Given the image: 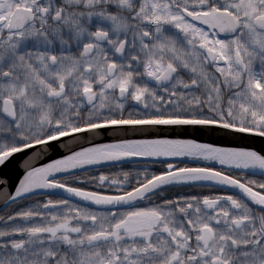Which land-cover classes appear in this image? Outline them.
I'll use <instances>...</instances> for the list:
<instances>
[{"label":"snow or ice","instance_id":"1","mask_svg":"<svg viewBox=\"0 0 264 264\" xmlns=\"http://www.w3.org/2000/svg\"><path fill=\"white\" fill-rule=\"evenodd\" d=\"M186 125L264 138V0H0V165ZM185 156L238 171L161 159ZM257 168V151L193 139L77 144L6 193L30 204L0 214V264H264Z\"/></svg>","mask_w":264,"mask_h":264},{"label":"water","instance_id":"2","mask_svg":"<svg viewBox=\"0 0 264 264\" xmlns=\"http://www.w3.org/2000/svg\"><path fill=\"white\" fill-rule=\"evenodd\" d=\"M79 135V134H75ZM152 137H168V138H185L193 139L200 143H209L218 147L224 148H245L257 151L259 154L264 155V138L254 136L253 134L236 133L232 131H210L203 126H149L143 131H111L105 130L102 134L96 136L86 135L85 141H68L66 138H60L65 141V145L61 146L56 144L52 149L43 150L41 146H33L32 149H25L22 153H15L13 157H10L5 164L0 165V182L7 180V187L0 190V210L4 207V201L6 199V193L10 194L15 190V186L19 183V179L22 177L25 171V166H38L43 163H48L52 159H57L60 156L67 154L69 150H75L77 144L85 142H106L115 138H152ZM53 143V142H49ZM39 152L40 155L35 159H29V155L33 152ZM164 160H170L172 162H198L196 157H175V158H161ZM135 163H143V158H137ZM201 163L213 165L215 162L201 160ZM132 164V163H129ZM217 164V163H215ZM226 167L229 170L238 171L234 167ZM93 170V169H90ZM247 174L260 175V170L245 169ZM261 176V175H260ZM2 186V185H0ZM235 195H242L238 189L226 188ZM43 190H38L41 192ZM46 193L54 194L57 196H65L66 194L60 189L44 190ZM27 197V196H25ZM76 199V198H73Z\"/></svg>","mask_w":264,"mask_h":264},{"label":"flooded vegetation","instance_id":"3","mask_svg":"<svg viewBox=\"0 0 264 264\" xmlns=\"http://www.w3.org/2000/svg\"><path fill=\"white\" fill-rule=\"evenodd\" d=\"M196 160H197L198 162L190 161V162H173V163H174V164L181 165V166H183V165L196 166L197 164H199V165H201V166L205 165V163H201V159H196ZM208 165H211V164H208ZM142 166H144L143 163H132V164H129V165H128V167L133 168V169H135V168H137V167H142ZM211 166H213L214 168H217V169H219V168L222 167L221 165H219V164H215V163H214L213 165H211ZM149 167H150V168H160L161 165H159V164H156V165H149ZM223 168H224V170H225L226 173H228V172H232V173L236 174L235 171H233V170H229V169H227L226 167H223ZM89 171H94V170H89ZM247 175L250 176V177H251L252 179H254V180H260V179L263 178L262 176H260V175H255V174H247ZM89 187H92V186H89ZM215 190H216L215 188L192 189L193 192L201 191V192H204V193L212 192V191H215ZM254 190H256V191H259V190H260L259 187H258V185L254 187ZM185 191H188V190L185 189ZM41 192H44L45 194H47V195H49V196H51V197H56V196H57V195H54V194L46 193L44 190L41 191ZM225 192H227V193H229V194H233V193H231V192H229V191H226V190H225ZM234 195H235V194H234ZM36 198L39 199V198H41V197H40L39 195H37ZM28 204H30V200H29V198H28V196H27V197H25V199H24L23 201H19L16 205H11V204H10V205L8 206L7 209L2 208V209L0 210V214H3L4 211H8V212H10L14 207L27 206Z\"/></svg>","mask_w":264,"mask_h":264},{"label":"trees","instance_id":"4","mask_svg":"<svg viewBox=\"0 0 264 264\" xmlns=\"http://www.w3.org/2000/svg\"><path fill=\"white\" fill-rule=\"evenodd\" d=\"M235 173H237V172H235ZM264 178V177H263Z\"/></svg>","mask_w":264,"mask_h":264}]
</instances>
